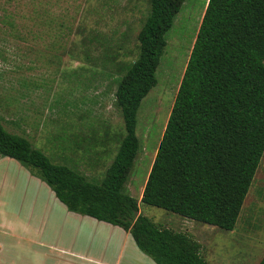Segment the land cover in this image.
I'll list each match as a JSON object with an SVG mask.
<instances>
[{
  "label": "rangeland",
  "instance_id": "1",
  "mask_svg": "<svg viewBox=\"0 0 264 264\" xmlns=\"http://www.w3.org/2000/svg\"><path fill=\"white\" fill-rule=\"evenodd\" d=\"M207 1L184 0L166 34L158 83L138 111L140 150L125 191L160 226L192 234L210 264H257L264 256V156L232 230L141 200ZM150 8V0H0L4 126L53 161L102 180L126 135L118 79L139 54ZM125 232L69 210L37 169L0 158V264H157L129 235L118 262Z\"/></svg>",
  "mask_w": 264,
  "mask_h": 264
},
{
  "label": "trees",
  "instance_id": "2",
  "mask_svg": "<svg viewBox=\"0 0 264 264\" xmlns=\"http://www.w3.org/2000/svg\"><path fill=\"white\" fill-rule=\"evenodd\" d=\"M137 58L115 91L126 135L95 182L57 163L0 115V158L37 169L73 212L123 228L157 264H210L188 232L139 212L125 185L140 150L138 111L157 85L166 34L184 0H150ZM264 156V0H208L141 200L184 217L235 228ZM257 264H264V256Z\"/></svg>",
  "mask_w": 264,
  "mask_h": 264
},
{
  "label": "crops",
  "instance_id": "3",
  "mask_svg": "<svg viewBox=\"0 0 264 264\" xmlns=\"http://www.w3.org/2000/svg\"><path fill=\"white\" fill-rule=\"evenodd\" d=\"M54 193V192H53ZM55 195V194H54ZM56 197V196H55ZM10 235H14V234H10ZM128 235H129V233L126 231L125 233H124V235H122V241H121V245H120V248H119V251H120V254H119V258H118V262H119V260H120V258H121V253L122 252H124V251H126V248L128 247V242H127V238H128ZM15 236V235H14ZM129 237H130V235H129ZM84 261H87V260H89V261H91V260H94V259H92V258H90V257H87V258H85V259H83ZM96 261H99V260H95V262Z\"/></svg>",
  "mask_w": 264,
  "mask_h": 264
}]
</instances>
